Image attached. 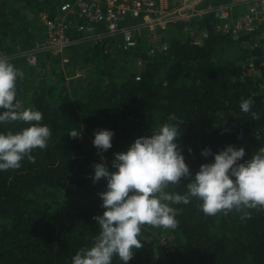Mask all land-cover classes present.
Segmentation results:
<instances>
[{
    "label": "trees",
    "instance_id": "obj_1",
    "mask_svg": "<svg viewBox=\"0 0 264 264\" xmlns=\"http://www.w3.org/2000/svg\"><path fill=\"white\" fill-rule=\"evenodd\" d=\"M12 2L7 14L5 0H0V50L7 53L15 51L16 43L29 46L36 36L30 19H21L23 10H46L52 17L57 7V0ZM202 26L208 29V37L201 43L172 35L166 51L156 41L154 53L148 56L147 42L140 41L136 48L118 50L121 60L115 64L103 52L105 40L65 49L67 53L81 48L83 63L99 67L79 85L70 82L76 89L73 99L63 86L61 91L64 83L56 81L43 86L45 91L39 86L32 89L22 102V108L43 113L40 123L52 130V136L46 149L33 150L34 163L25 158L19 169L0 171V264H71L79 249L91 247L99 231L93 217L104 212L98 194L107 186L104 178L93 184V165L105 163L110 172L116 171L115 154L126 152L135 139L151 136L153 128L173 123L169 117L182 121L175 142L193 177L201 164L214 160L201 155L206 148L216 154L228 145L244 147L243 160H248L264 147V65L256 64L257 71L252 72L243 65L244 55L229 50L240 39L214 32L208 19ZM172 27L180 32L178 26ZM129 56L143 59L140 68L127 67ZM26 59L9 57L24 73L22 80L17 79V95L28 89ZM249 97L259 120L239 107ZM28 126L0 124V132L15 133ZM76 130L81 139L68 135ZM99 130L114 132L107 151L93 145ZM187 182L182 178L181 184L167 190L184 194ZM200 204L193 198L187 205H173L179 222L174 230L142 226L139 239L144 246L134 249L128 264H264V210H249L251 219L242 220L235 211L206 216ZM163 232L175 234L170 246L161 241ZM112 264L122 261L114 256Z\"/></svg>",
    "mask_w": 264,
    "mask_h": 264
},
{
    "label": "clouds",
    "instance_id": "obj_2",
    "mask_svg": "<svg viewBox=\"0 0 264 264\" xmlns=\"http://www.w3.org/2000/svg\"><path fill=\"white\" fill-rule=\"evenodd\" d=\"M24 73L7 56L0 55V124L23 122L29 125L18 132H0V171L17 170L25 158L34 163V149L44 150L52 130L40 122L43 113L22 108L17 99V79ZM252 97L241 101L242 112L259 120L252 111ZM173 123L153 128L149 137H139L126 152L115 154L109 171L105 163L93 165V184L107 180L106 191L98 195L103 203V215L94 216L99 225L91 247L79 249L71 264H112L118 257L122 264L133 258L134 249L144 246L139 239L142 226L176 229L178 210L173 205L189 204L193 198L201 201L200 210L206 216L235 211L240 218L251 219L249 210H264V147L243 160L244 147L228 145L213 154L210 148L202 150L205 158L214 156L213 162L201 164L193 177L178 144L180 120L169 117ZM68 135L77 137L79 130ZM114 132L99 130L94 133L93 145L99 151L112 148ZM191 152V148L188 149ZM243 160V162H241ZM187 178L186 192L168 191L170 185L181 184Z\"/></svg>",
    "mask_w": 264,
    "mask_h": 264
},
{
    "label": "built area",
    "instance_id": "obj_3",
    "mask_svg": "<svg viewBox=\"0 0 264 264\" xmlns=\"http://www.w3.org/2000/svg\"><path fill=\"white\" fill-rule=\"evenodd\" d=\"M53 11L44 21L46 35L36 43V53L60 55L86 41L115 39V55L142 41L151 56L158 35L157 46L167 50L169 26H178L180 33L201 43L208 37V29L202 26L208 19L214 32L240 39L242 49L247 47L245 67L255 73L256 64L264 65V0H61Z\"/></svg>",
    "mask_w": 264,
    "mask_h": 264
},
{
    "label": "rangeland",
    "instance_id": "obj_4",
    "mask_svg": "<svg viewBox=\"0 0 264 264\" xmlns=\"http://www.w3.org/2000/svg\"><path fill=\"white\" fill-rule=\"evenodd\" d=\"M57 4L60 3V0H57ZM5 5H6V13H10L12 7H13V2L12 0H5ZM44 6V5H42ZM45 7V6H44ZM46 8V7H45ZM20 13V12H19ZM21 15V19H30L29 23L33 27V31L36 34L34 36L33 41H31V44L29 46H20L18 43L15 45V51L13 53H7L6 51L0 50V55H4L9 57L12 56H18L21 57L24 56L27 62V73L26 76L28 77L27 84H28V89L23 93V95L20 93L17 95V99L22 102L28 98L32 89L40 88L45 91L46 89L43 87L46 84H54L56 81L60 83H64L61 85V91L67 92V94L70 96L71 99L75 97V92L76 89H73L74 86L77 84L79 85L82 80L94 71L98 69V65H94V63L90 64H84L82 57H84L83 53L80 51V49H77V51H66L64 50L60 55H53L51 53L45 55L44 57H36L39 53L35 51L36 48V43L41 41L40 38L45 36L46 34L44 33L45 31V25L44 21L46 20L47 17V12L46 10L44 11H39V12H24V10L19 14ZM172 26H169L167 28L166 35L172 36V35H178L180 37H184V35L180 32L174 31L172 29ZM170 29V30H169ZM34 34V35H35ZM45 34V35H43ZM44 40V37L42 38ZM161 40L160 36L158 35L157 42ZM93 43L91 41H86L83 42L80 45H87L91 46ZM115 39L111 41H107L104 49H106V53L109 54L110 59L112 63L115 64V62H118V60H121V57L118 56L119 53L115 55ZM229 50L231 53H233L235 56H241L244 55L245 52L242 51V46L238 43L237 45H231L229 47ZM104 52V51H103ZM34 54L33 56H29L30 54ZM105 53V52H104ZM244 57V56H243ZM63 59H67V61H64ZM40 63L38 66L37 64ZM126 65L129 69H135V68H140V66L143 63V59L141 58H134V57H127ZM63 77L62 80H59ZM72 81L73 87H70V82ZM48 82V83H47ZM76 82V83H75ZM42 85V86H40ZM64 90H63V88ZM64 94V93H63ZM52 96L55 99V94H52ZM61 95H57L56 99H58ZM46 99L48 95L45 96ZM57 103V102H56ZM163 236H161V241L166 242V246H170V242L172 241V237L175 235L174 233H162Z\"/></svg>",
    "mask_w": 264,
    "mask_h": 264
}]
</instances>
